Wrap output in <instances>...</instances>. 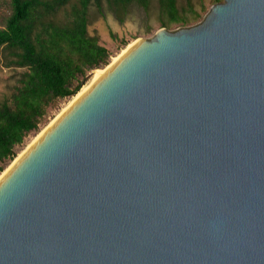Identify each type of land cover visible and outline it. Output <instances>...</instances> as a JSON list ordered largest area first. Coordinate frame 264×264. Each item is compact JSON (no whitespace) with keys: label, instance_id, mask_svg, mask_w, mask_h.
<instances>
[{"label":"water","instance_id":"water-1","mask_svg":"<svg viewBox=\"0 0 264 264\" xmlns=\"http://www.w3.org/2000/svg\"><path fill=\"white\" fill-rule=\"evenodd\" d=\"M0 264H264V0L98 70L0 177Z\"/></svg>","mask_w":264,"mask_h":264},{"label":"trees","instance_id":"trees-1","mask_svg":"<svg viewBox=\"0 0 264 264\" xmlns=\"http://www.w3.org/2000/svg\"><path fill=\"white\" fill-rule=\"evenodd\" d=\"M104 3L120 23L131 5L145 12L151 6V0H8L0 20V64L14 80L0 98V170L51 105L77 94L88 71L108 64L109 50L89 29L91 6L102 16ZM205 11V0H158L157 17L161 27L187 26Z\"/></svg>","mask_w":264,"mask_h":264},{"label":"rangeland","instance_id":"rangeland-1","mask_svg":"<svg viewBox=\"0 0 264 264\" xmlns=\"http://www.w3.org/2000/svg\"><path fill=\"white\" fill-rule=\"evenodd\" d=\"M7 2L8 0H0V20L8 11ZM212 4L213 2L211 0H205L206 11L203 13V16L198 20L192 21L188 25L201 21ZM157 7L158 0H151V6L148 12H145L141 7L133 4L130 6L129 13L125 16L124 21L120 23L105 3L103 5L102 16L95 11L96 9L94 5L91 6L93 18L89 29L90 31H96L100 35L101 43L109 50L110 57L108 64L137 38H150L158 29L162 28L157 17ZM178 27L181 26L173 25L168 29L173 30ZM110 31L114 34L113 36L110 35ZM105 66L88 71L86 81L81 88L86 87L92 81L93 75L97 69H103ZM13 73L14 72L12 70L0 64V98L3 96L4 92L7 91V86L13 82ZM72 98L73 96L60 98L47 109L46 114L40 121L39 129L27 134L24 137L23 142L15 146V157L19 156V154L23 152V150L35 139V137L42 132L63 109L68 106ZM13 160H6L2 163L4 168L3 170H0V176L5 172L9 165H11Z\"/></svg>","mask_w":264,"mask_h":264},{"label":"bare ground","instance_id":"bare-ground-1","mask_svg":"<svg viewBox=\"0 0 264 264\" xmlns=\"http://www.w3.org/2000/svg\"><path fill=\"white\" fill-rule=\"evenodd\" d=\"M124 50H125V49H124ZM98 70H102V69H97V70L95 71L92 80L94 79V77H95V75H96V73H97ZM86 87H87V86H86ZM86 87L81 88V90H79V92L73 96V98L71 99V101L69 102V104H70V103H71V102H72V101H73V100H74V99H75V98H76V97H77V96H78V95H79V94H80V93H81ZM69 104H68V105H69ZM40 133H41V132H40ZM40 133H39V134H40ZM39 134H38V135H39ZM38 135H37V136H38ZM37 136H36V137H37ZM36 137H35V138H36ZM21 153H22V152H21ZM21 153H20V154H21ZM20 154H19V155H20ZM17 157H18V156H17ZM17 157H15V159L13 160V162L17 159ZM13 162H12V163H13ZM12 163H11V164H12ZM10 166H11V165H9V167H10ZM9 167H8V168H9ZM8 168H7V169H8ZM7 169H6V170H7ZM6 170H5V171H6ZM4 173H5V172H4ZM4 173H3V174H4ZM3 174H2V175H3ZM2 175H1V176H2ZM1 176H0V177H1Z\"/></svg>","mask_w":264,"mask_h":264}]
</instances>
